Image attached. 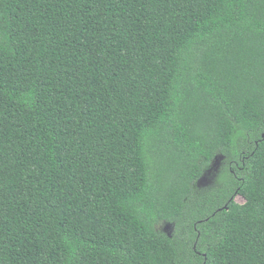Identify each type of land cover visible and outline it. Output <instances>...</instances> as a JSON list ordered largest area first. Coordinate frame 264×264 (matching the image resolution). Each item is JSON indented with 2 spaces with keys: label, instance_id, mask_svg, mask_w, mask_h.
Returning a JSON list of instances; mask_svg holds the SVG:
<instances>
[{
  "label": "trees",
  "instance_id": "obj_1",
  "mask_svg": "<svg viewBox=\"0 0 264 264\" xmlns=\"http://www.w3.org/2000/svg\"><path fill=\"white\" fill-rule=\"evenodd\" d=\"M0 264H264V0H0Z\"/></svg>",
  "mask_w": 264,
  "mask_h": 264
},
{
  "label": "rangeland",
  "instance_id": "obj_2",
  "mask_svg": "<svg viewBox=\"0 0 264 264\" xmlns=\"http://www.w3.org/2000/svg\"><path fill=\"white\" fill-rule=\"evenodd\" d=\"M222 158L223 157L221 155H218L215 160L210 164L209 168L205 170V175L197 183L198 189L203 190V192H205V190L218 185L217 176L223 166ZM236 201L240 204L244 203V199L241 197H237ZM158 230L169 236L171 235L172 237L176 235V227L174 228V225H171L169 223H163L162 225L158 226Z\"/></svg>",
  "mask_w": 264,
  "mask_h": 264
}]
</instances>
